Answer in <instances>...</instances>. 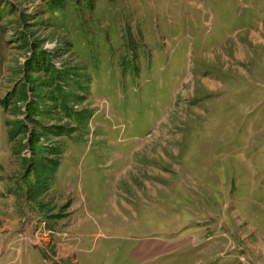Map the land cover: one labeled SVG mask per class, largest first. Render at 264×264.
Returning <instances> with one entry per match:
<instances>
[{
	"label": "rangeland",
	"instance_id": "obj_1",
	"mask_svg": "<svg viewBox=\"0 0 264 264\" xmlns=\"http://www.w3.org/2000/svg\"><path fill=\"white\" fill-rule=\"evenodd\" d=\"M0 264H264V0H0Z\"/></svg>",
	"mask_w": 264,
	"mask_h": 264
},
{
	"label": "trees",
	"instance_id": "obj_2",
	"mask_svg": "<svg viewBox=\"0 0 264 264\" xmlns=\"http://www.w3.org/2000/svg\"><path fill=\"white\" fill-rule=\"evenodd\" d=\"M11 94V93H9ZM12 98V96L8 95V97L4 98V99H1V102L3 103V106L5 108V111H8V107H9V102H8V99ZM60 130L56 131V130H53V129H50V128H45V127H41V133H35V136L36 137H33V143L36 144L37 142L40 141V138L41 136H47L49 133L50 134H53V135H62V134H65V132H63V130L61 128H59ZM16 136V134L13 132L12 134H10V138L11 140L14 139ZM52 154H57V155H60V152H58V149H52ZM43 154H45L47 151L43 150L42 148V151H41ZM46 155V154H45ZM47 158V157H45ZM58 163H59V160L58 158H54V159H47V163L44 164V167L40 168L42 165L39 166L38 170L36 169V174L38 173V175H40V172L41 170H45V171H48L47 173L48 174H51V171H54L56 169V167L58 166ZM32 167H33V164H32ZM31 168V167H30ZM42 172V171H41ZM48 190V188H45ZM45 190H43L42 188H40L39 190L38 189H34L31 193V197L33 198V200H37V198L44 194Z\"/></svg>",
	"mask_w": 264,
	"mask_h": 264
}]
</instances>
